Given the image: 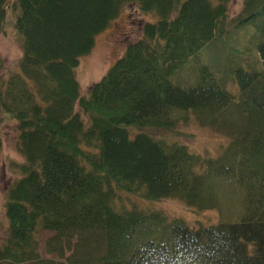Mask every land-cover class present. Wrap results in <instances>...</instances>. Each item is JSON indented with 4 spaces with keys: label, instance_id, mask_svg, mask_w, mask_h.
<instances>
[{
    "label": "trees",
    "instance_id": "trees-1",
    "mask_svg": "<svg viewBox=\"0 0 264 264\" xmlns=\"http://www.w3.org/2000/svg\"><path fill=\"white\" fill-rule=\"evenodd\" d=\"M230 2L0 0V34L10 8L22 47L0 81V125L17 123L24 158L5 194L0 264H264V0L233 16ZM129 4L158 20L80 94V58ZM189 62L194 82L181 87L170 78ZM192 119L229 138L216 157L172 141ZM228 179L243 192L235 223L190 227L123 206L203 211Z\"/></svg>",
    "mask_w": 264,
    "mask_h": 264
},
{
    "label": "rangeland",
    "instance_id": "rangeland-1",
    "mask_svg": "<svg viewBox=\"0 0 264 264\" xmlns=\"http://www.w3.org/2000/svg\"><path fill=\"white\" fill-rule=\"evenodd\" d=\"M241 6L242 0H231L229 11L232 16L239 12ZM14 18L15 12L10 8L7 9L4 32L0 34V60L2 63L0 81L18 71V63L22 55L20 41L15 36L12 26ZM157 20L156 14L143 15L137 11L135 4L127 5L119 17L95 37V44L91 52L80 58L79 66L75 70L80 94H87L90 87L99 81L110 66L123 54L126 46L141 37V27L144 22H156ZM253 56L256 60V68L260 69L261 64L255 51ZM190 65H192L191 62L187 63L178 73L172 75L171 81L181 87L190 86L194 82L192 71L189 69ZM231 91L235 93V89L231 88ZM181 130L189 136L173 138L172 141L188 146L191 152L199 155L208 154L211 157H216L229 142V138L226 136L200 126L193 119L188 126L181 128ZM18 135L19 131L15 121L6 120L1 123L0 242L3 240L7 229L4 211L6 190L19 177L15 165L24 162V158L19 154L16 146ZM214 194L216 205L213 208L203 211L197 210L196 212H192L182 202L175 199L147 202L135 197L124 196L123 206L130 208L137 204L139 208L146 211L155 210L165 214L168 222L181 218L190 227H197L198 225L208 227L220 223L238 222L244 213L241 188L232 179L219 180L216 182ZM52 236L53 234L48 231L40 232V253L43 257H52L45 251V241Z\"/></svg>",
    "mask_w": 264,
    "mask_h": 264
}]
</instances>
